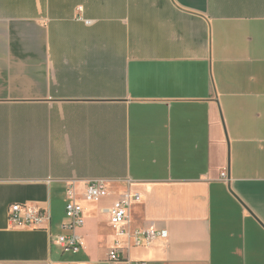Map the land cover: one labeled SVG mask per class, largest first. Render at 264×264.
Masks as SVG:
<instances>
[{
	"label": "crops",
	"instance_id": "crops-1",
	"mask_svg": "<svg viewBox=\"0 0 264 264\" xmlns=\"http://www.w3.org/2000/svg\"><path fill=\"white\" fill-rule=\"evenodd\" d=\"M92 178L109 193L86 199ZM127 186L124 228L153 244L110 222ZM68 197L78 253L56 241ZM12 203L48 227L11 223ZM113 246L264 264V0H0V264H106Z\"/></svg>",
	"mask_w": 264,
	"mask_h": 264
},
{
	"label": "built area",
	"instance_id": "built-area-1",
	"mask_svg": "<svg viewBox=\"0 0 264 264\" xmlns=\"http://www.w3.org/2000/svg\"><path fill=\"white\" fill-rule=\"evenodd\" d=\"M221 177L226 179V174ZM70 189V188H69ZM68 189V190H69ZM109 193V182L104 178L88 179L84 190V197L88 200H97ZM141 195L132 192L128 186L120 191L110 208V222L117 228L119 235L128 234L132 238L133 245H150L160 236L152 228H134L129 233L124 228L129 219V210L134 202L140 200ZM8 220L18 226L32 228H47L50 212L48 208L36 205L12 203L9 205ZM66 221L62 224L63 233L56 236L57 244L62 251L78 253L83 248V243L76 232L84 223L82 206L72 197H68L65 204ZM106 264H146L145 261H133L126 258L118 246H113L108 252ZM80 264V263H76Z\"/></svg>",
	"mask_w": 264,
	"mask_h": 264
}]
</instances>
